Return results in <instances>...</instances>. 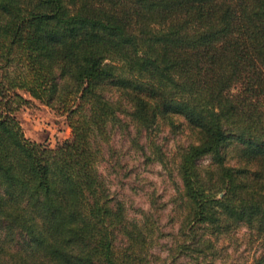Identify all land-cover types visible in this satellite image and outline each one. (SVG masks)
I'll return each mask as SVG.
<instances>
[{
  "label": "trees",
  "instance_id": "16d2710c",
  "mask_svg": "<svg viewBox=\"0 0 264 264\" xmlns=\"http://www.w3.org/2000/svg\"><path fill=\"white\" fill-rule=\"evenodd\" d=\"M19 92L66 113L71 138H26ZM120 115L148 132L181 118L194 137L173 258L245 227L264 264V0H0V264H145L148 229L97 167Z\"/></svg>",
  "mask_w": 264,
  "mask_h": 264
},
{
  "label": "rangeland",
  "instance_id": "374dc122",
  "mask_svg": "<svg viewBox=\"0 0 264 264\" xmlns=\"http://www.w3.org/2000/svg\"><path fill=\"white\" fill-rule=\"evenodd\" d=\"M19 93L28 102L13 105L26 138L49 147L71 138L66 113ZM120 118L118 124L109 126L105 138L99 139L97 167L110 196L124 205L127 221L148 229L145 264H170L173 259L177 264H252L263 247L245 227L220 237L215 255L199 260L187 255L173 258L170 249L179 229L173 199L181 186L177 154L194 137L181 118L175 120L176 128L163 123L151 132L139 131L126 115ZM123 244L119 236L117 245Z\"/></svg>",
  "mask_w": 264,
  "mask_h": 264
}]
</instances>
